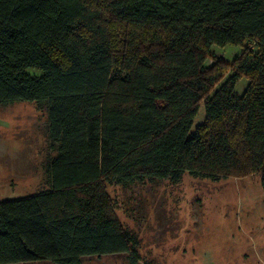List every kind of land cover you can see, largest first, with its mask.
<instances>
[{"label": "trees", "instance_id": "1", "mask_svg": "<svg viewBox=\"0 0 264 264\" xmlns=\"http://www.w3.org/2000/svg\"><path fill=\"white\" fill-rule=\"evenodd\" d=\"M212 44L242 50L228 63ZM17 102L45 105L56 153L45 189L0 201V264H136L108 183L258 174L264 189V0H0V105Z\"/></svg>", "mask_w": 264, "mask_h": 264}, {"label": "rangeland", "instance_id": "2", "mask_svg": "<svg viewBox=\"0 0 264 264\" xmlns=\"http://www.w3.org/2000/svg\"><path fill=\"white\" fill-rule=\"evenodd\" d=\"M241 50V45L210 47L212 54L228 63ZM210 63L205 61L206 66ZM25 71L41 74L35 67ZM246 86L247 78L242 76L235 93L242 95ZM1 111H24L27 122L8 130L7 135L13 132L17 142L8 138L0 142V199L25 197V193L45 189L46 162L56 153L44 124L45 105L17 102L0 105ZM203 119L201 105L192 127ZM18 145L21 149H15ZM258 179V174L212 180L184 173L177 181L145 178L130 184L110 182L106 190L117 218L134 239L136 264H264V189ZM81 264L132 262L124 253L87 256Z\"/></svg>", "mask_w": 264, "mask_h": 264}, {"label": "crops", "instance_id": "3", "mask_svg": "<svg viewBox=\"0 0 264 264\" xmlns=\"http://www.w3.org/2000/svg\"><path fill=\"white\" fill-rule=\"evenodd\" d=\"M7 113H10V114H7ZM26 116H27V114L24 111H20V112L1 111L0 112V142L6 138H8L10 140H14L15 138L12 137L13 132L10 131V135H7V132L9 129L20 128V126H23V124L27 122V120L25 119ZM3 117L5 119H3ZM44 124H47L46 119H45ZM18 140H21V139H18ZM13 142H17L16 139ZM15 147H16L15 149H21L20 145H18V147L17 146H15ZM15 155H16V153H14L13 157H15ZM1 157H3V156H1V154H0V158ZM30 185L33 186L34 184H30ZM33 192L34 191H31V192L25 193L24 195H29ZM0 201H1V199H0Z\"/></svg>", "mask_w": 264, "mask_h": 264}]
</instances>
